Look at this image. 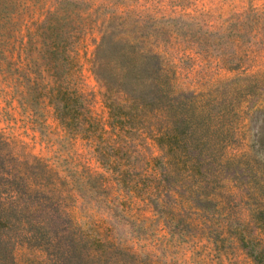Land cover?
Here are the masks:
<instances>
[{"label": "rangeland", "instance_id": "374dc122", "mask_svg": "<svg viewBox=\"0 0 264 264\" xmlns=\"http://www.w3.org/2000/svg\"><path fill=\"white\" fill-rule=\"evenodd\" d=\"M47 10L53 12L55 28L39 34L76 39L74 86L100 123L106 112L89 58L99 39L96 21L115 16L119 25L132 23L136 36L157 30L167 39L162 48L176 85L194 92L214 131L204 134L199 174L191 178L184 166L167 164L169 174L177 170L179 181L170 190L179 186L181 200L174 205L176 193L168 192L162 218L139 194L124 195L114 187L90 140L60 127L44 100L36 116L23 109L10 93L0 61V136L11 152L20 160L39 158L55 171L56 190L75 222L89 205L73 186L76 178L81 181L87 171L102 174L104 191L93 205L104 209L107 198L120 203L117 229L122 244L137 255L134 264H264V0H0V49L6 36L30 37L35 43V25ZM29 54L37 56L32 49ZM246 82L255 84L248 98L236 93L237 85ZM231 105L239 112L221 121L231 130L221 141L215 115L221 107L231 111ZM136 148L144 159L160 153L147 138ZM191 191L192 207L185 200ZM3 197L0 182L1 203ZM6 253L0 239V264H9ZM12 257L13 264H47L40 248L25 244L16 245Z\"/></svg>", "mask_w": 264, "mask_h": 264}, {"label": "trees", "instance_id": "16d2710c", "mask_svg": "<svg viewBox=\"0 0 264 264\" xmlns=\"http://www.w3.org/2000/svg\"><path fill=\"white\" fill-rule=\"evenodd\" d=\"M52 13L47 10L35 25V43L30 37L23 41L6 36L3 40L0 61H4L11 95L35 116L37 105L44 100L60 127L90 140L100 167L114 187L124 195L139 194L154 212L166 218L164 198L168 192L176 193L174 205L181 200L179 186L170 190L179 181L177 170L169 174L167 164L184 166L191 178L195 172L199 174L204 134L214 131L198 108L194 92L176 85L175 70L162 48L167 39L157 30L136 36L132 23L119 25L115 16L96 21L99 39L89 58V69L106 112L105 121L100 123L74 86L76 39L60 33L39 34V30L55 28L49 16ZM31 49L37 56H30ZM254 87L253 82L241 83L236 93L248 98ZM231 112L236 114L239 109L221 107L215 115L221 141L230 136V127L221 121ZM146 138L156 145L159 155L147 159L138 155L136 147ZM28 158L20 160L0 136V182L4 193L0 202V239L9 264H13L15 246L23 244L40 248L47 264L135 263L136 253L131 245L122 244L125 240L117 229L120 203L107 198L104 209L93 205L104 191L106 178L102 174L82 172L84 179L76 178L72 184L79 197L89 203L82 210V220L75 222L62 203L64 197L56 190L55 171L39 158ZM194 199L191 191L185 200L192 207Z\"/></svg>", "mask_w": 264, "mask_h": 264}]
</instances>
